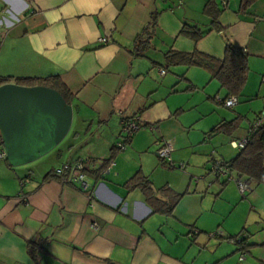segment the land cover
I'll return each mask as SVG.
<instances>
[{"label": "crops", "instance_id": "obj_1", "mask_svg": "<svg viewBox=\"0 0 264 264\" xmlns=\"http://www.w3.org/2000/svg\"><path fill=\"white\" fill-rule=\"evenodd\" d=\"M206 1L0 0V76L58 77L73 97L71 123L77 118L67 141L40 157L16 166L0 158V264H34L29 245L41 264H264V185L252 181L240 197L223 178L212 182L207 163L213 143L244 136L252 120L228 134L211 133L246 110H197L198 89L205 102L224 99L225 90L203 66L166 59L197 52L220 60L227 40L248 54L240 95L251 97L264 79V0L244 13L241 0H213L222 32L203 13ZM154 13L151 40L139 52L136 38ZM184 25L205 33L195 41L180 33ZM125 118L141 127L119 151ZM164 142L176 167L157 154ZM80 158L90 193L51 174ZM145 180L147 192L139 185Z\"/></svg>", "mask_w": 264, "mask_h": 264}, {"label": "trees", "instance_id": "obj_2", "mask_svg": "<svg viewBox=\"0 0 264 264\" xmlns=\"http://www.w3.org/2000/svg\"><path fill=\"white\" fill-rule=\"evenodd\" d=\"M255 1L256 0H241L239 12H246ZM220 12L221 10L215 6L213 0H207L205 2L203 13L210 17V25L217 32H222L223 30L217 22ZM157 14L158 13L153 14L151 21L144 27L141 35L136 38L135 49L137 51L142 52L145 47L149 45L153 29L156 26ZM180 33L183 35H189L193 40L197 41L205 32L198 29L196 26L184 25ZM177 56L178 58H175ZM172 58L177 59V64L185 63L188 65H199L208 69L211 78L215 79L219 83L220 88L225 90L224 98L230 95H236L237 97L240 96L247 81L249 73L247 62L248 54L244 49L233 46L227 40L225 41L224 56L220 60L201 55L197 52L166 54L167 61L171 62ZM6 83H15L23 86L42 85L58 91L68 104H71L73 99L68 88L56 76H48L44 78L0 76V85ZM261 113H264V111H261L258 114ZM240 120L241 119L237 117L230 121H220L212 127L210 132H224L228 134L238 127ZM106 162L104 170L111 162V158ZM228 162L231 171L235 175L251 179L258 185H264V121H262V123L251 133L249 143L243 149L238 151ZM139 185H141L145 192L148 191L149 186L147 180L143 183L139 182ZM180 196L181 195H176L175 200L168 205L165 213H171L173 206L176 204ZM234 238L236 237H232V239ZM28 253L32 257L34 264H41L37 248L29 245Z\"/></svg>", "mask_w": 264, "mask_h": 264}, {"label": "water", "instance_id": "obj_3", "mask_svg": "<svg viewBox=\"0 0 264 264\" xmlns=\"http://www.w3.org/2000/svg\"><path fill=\"white\" fill-rule=\"evenodd\" d=\"M72 107L53 88L0 85V134L5 160L12 166L45 154L67 133Z\"/></svg>", "mask_w": 264, "mask_h": 264}, {"label": "built area", "instance_id": "obj_4", "mask_svg": "<svg viewBox=\"0 0 264 264\" xmlns=\"http://www.w3.org/2000/svg\"><path fill=\"white\" fill-rule=\"evenodd\" d=\"M102 42H106V38H101ZM160 75L165 73V69H159ZM264 82V79H262ZM222 106L232 109L238 103V97L236 95H230L224 99H216ZM264 121V113L258 114L250 123L247 132L244 136L231 139L229 141L230 147L240 151L243 149L250 140L251 133ZM141 127V124L134 118H125L121 121V136L120 139L115 142V148L117 150H124L126 148L127 141L136 133ZM172 145L169 142H164L163 145L157 150L158 156L165 161V163L173 167V161L171 159ZM0 158L5 159L4 149L0 152ZM179 168H184L185 164L183 162L177 164ZM111 167V162L108 164L106 169L101 173L105 177ZM211 174H213L215 180L220 181L223 178V182L235 181L237 189L241 196H245L252 188V180L244 177H239L235 175L230 167L229 162L224 160H217L212 156V165L210 167ZM52 176L58 178L63 183H70L79 187L80 190L90 193V184L88 182L87 174L85 172L84 160L77 159L72 163H65L61 166L53 169ZM26 180L20 182V186H24ZM22 194V193H21ZM93 228H97L96 224H92ZM220 236L221 232L217 231L214 233H209V236ZM233 240L240 242L239 238H234ZM245 256L244 252H241L239 259L242 260Z\"/></svg>", "mask_w": 264, "mask_h": 264}, {"label": "rangeland", "instance_id": "obj_5", "mask_svg": "<svg viewBox=\"0 0 264 264\" xmlns=\"http://www.w3.org/2000/svg\"><path fill=\"white\" fill-rule=\"evenodd\" d=\"M191 74H192L191 72L187 73V75H191ZM209 77H210V75L207 74V78H209ZM213 80L215 81V79H213ZM199 81L201 82L200 79H199ZM260 85H261V87H259ZM257 88H259V89H257ZM257 88L254 87V89H252L251 97H248V98L244 99L243 98L244 96L240 95L239 96V103H237L235 105V108L238 107V105H240L241 107L244 108V110H246V112L244 113L245 117L241 118V120H240V124H241L240 127H243V126L247 125L249 120H253V118H255L258 113H260L261 111H264V82H262V79H261L260 84L257 83ZM193 95H194V100H196L198 105H199L197 110H199V109L204 110L203 105H210V107L212 105V107H215L217 109V111H220V113H225V114H227L229 116H233L232 114L235 115V113L233 111L234 108L233 109L226 108V107L222 106L221 104H219L217 102L216 99L220 98L219 96H216L215 97L216 99H214L211 102H205V100L203 101V99H204L203 93H202V91H199V89H198V91L194 92ZM76 121H77V118L74 117L73 120H72V123H71L72 128H74V126L76 125ZM67 139L68 138H65V139L63 138V140H62L63 142H61V145H63L67 141ZM235 139H237V138H235ZM229 141L220 140L218 143L216 142L215 144L214 143L212 144L211 150L209 149V152L211 151V155H210L209 162H207L208 163V167H211V165H212V156H216L217 160L218 159L222 160L221 158H223V157H224V159L225 158H229L230 156H233L236 152H238L236 149H233L232 147H230ZM206 148H208V147H206ZM172 150H173V147H172ZM171 159H172V157H171ZM179 163H181V162H179ZM183 163L186 166V162H183ZM174 165L176 167V164H174ZM203 176H205V175L203 174L202 176H197L196 177L197 179L196 178L193 179L194 182H197L199 179L202 180V178H204ZM212 177H213V179H212L213 181L212 182H216L217 183V180H215L213 174H212ZM228 183L231 184V185H234L236 187L235 189L237 190V193L240 194L238 189H237L235 181H231L230 180ZM240 197H242V196H240ZM244 200H242V201H244ZM238 204L241 205V203H238ZM240 208L242 209V205L240 206ZM247 209H248V205H247Z\"/></svg>", "mask_w": 264, "mask_h": 264}]
</instances>
